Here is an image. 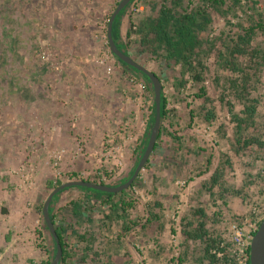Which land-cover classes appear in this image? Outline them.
Here are the masks:
<instances>
[{"label": "rangeland", "instance_id": "1", "mask_svg": "<svg viewBox=\"0 0 264 264\" xmlns=\"http://www.w3.org/2000/svg\"><path fill=\"white\" fill-rule=\"evenodd\" d=\"M151 1L157 0H134L127 7L121 16L126 23L121 40L135 62L160 77L168 108H186L188 102L195 106L200 101H192L195 88L188 75L185 74L183 85L174 89L172 81L174 76H180L179 67H167L162 60L153 58L136 36L126 37L130 15L135 20L140 18L148 10L147 2ZM118 2L0 0V205L5 210L3 225L10 228L8 233L5 227L0 229V264L45 261L53 249L41 214L47 195L59 182L68 180L121 181L127 176L124 171L128 172L133 163L132 144L137 143L144 125V135L149 129L152 97L147 84L116 61L106 38V24ZM136 3L139 9L134 10ZM237 14L242 18L241 12ZM234 21L235 18L230 17V22ZM226 28L224 20L218 18L210 26L209 36ZM261 78L258 90L252 92L253 96L261 93L257 109L264 112V73ZM66 94H87L82 105L85 116L75 111L78 108L73 102L60 99V95ZM231 103L233 112L239 111L238 100L231 96ZM214 105L216 117L207 122L196 118L198 123L193 124L196 136H192V142L200 148L195 154L197 160L205 161L210 156L209 170L204 179L193 183L189 179L198 174L201 167H191L193 165L189 166L185 159L181 173L169 168V182H165V187L172 188L173 195L169 194L162 201L168 203L165 212L147 228H142L141 223L149 215L148 204L160 202L159 195L151 192L155 170L147 172L144 169L147 163L134 184L125 189L135 200L126 216L132 222H139L132 230L121 229V221L109 215L107 203L103 205L85 197L81 203L84 215L76 217L78 223L73 224L75 216L69 214L73 209L67 204L79 198L81 192L77 189L63 192L55 199V225L62 228L69 264H145L143 251L152 250L151 239L156 234H165V244L161 247L163 250L159 248L147 259V264H228L226 260L212 258L209 248L223 241L229 252L232 248L229 225L250 217L251 208L263 198L264 182L258 186L257 179L264 177V147L237 144L236 122L232 120L229 106L217 102ZM63 106L67 107V118H62L58 111ZM48 108L51 110L47 111ZM102 115L104 122L100 126L98 122L85 125ZM123 115H126L125 122ZM82 119V127H91L93 133L101 135L98 146L88 145L89 137L84 130L80 136ZM64 122L67 128L58 130ZM91 133L88 130L89 136ZM135 135L138 136L135 138ZM250 135L264 139V117L255 121L254 127L243 126L242 139ZM200 141L206 143V147ZM129 143L131 146H127ZM166 144L160 143L150 155L169 154ZM222 146L231 147V151L225 152L220 149ZM81 153L90 154L87 160L93 161L89 168L92 171L81 170L90 163H78L76 168L80 171L74 174L69 165ZM217 161L229 163L228 171L221 173ZM215 168L217 173H213ZM214 174L216 183L211 182ZM177 180L184 183L177 184ZM196 188L201 189L198 194ZM7 194L9 201L5 199ZM8 202L26 211V223L22 221L23 225L19 226L16 216L20 213H10L5 207ZM196 208L203 210L204 218L194 211ZM197 233L199 238L195 236ZM100 237L106 241L100 240L102 245H94ZM80 238L84 243L77 242ZM109 253L115 254L113 259L107 258ZM178 257L180 262H177Z\"/></svg>", "mask_w": 264, "mask_h": 264}, {"label": "trees", "instance_id": "2", "mask_svg": "<svg viewBox=\"0 0 264 264\" xmlns=\"http://www.w3.org/2000/svg\"><path fill=\"white\" fill-rule=\"evenodd\" d=\"M133 1L131 0L117 13L111 29L116 47L125 54L128 53L126 43L119 38V21ZM146 7L148 10L140 18L135 20L130 15L126 37L136 36L139 42L145 45L147 52L153 58L165 62L167 67L178 66L180 76H174L172 86L174 89H179L186 81L185 74L188 75L195 88L192 101L196 99L200 101L195 106L189 102L186 103L188 118L179 120L177 115L174 116L176 110L167 107L161 86L160 122L153 151L164 140L169 147L171 140L176 138L180 131L178 126L192 128L193 124L198 123L197 119L206 122L214 119L217 113L214 102L229 106L232 120L236 122L234 139L237 144H241V147H250L254 144L257 147H264V139H260L259 136L250 135L245 136L244 139L241 137L243 126L254 127L255 121L264 117V112L257 109L261 93H256L253 96L252 92L258 90L264 73V0H157L156 2H147ZM238 11L242 13V18L238 17ZM230 17L235 18V21L231 23ZM218 18L224 20L227 28L214 36H209L210 26ZM110 53L112 54L111 51ZM112 56L137 80L146 82L152 97L149 129L138 148L133 150L135 156L127 176L117 183L81 178L94 183L116 186L129 178L146 146L150 125L154 120V101L152 85L146 74L119 60L113 54ZM154 74L160 80V77L156 73ZM231 96L240 103V109L237 112H233ZM206 161L207 167L199 166L201 168L197 175L209 170L212 162L210 156L206 158ZM215 167L218 169L217 166ZM216 168L213 173L218 172ZM216 181L217 175H211V182L216 183ZM59 184L61 182L57 186ZM74 188L100 194L103 197V202L107 203L110 209L109 215L121 221L122 230H132L133 226H137L139 223L132 222L126 216L128 210L134 207L135 200L125 189L118 192H106L85 186H70L59 190L48 206L49 215L62 248L59 264L69 263L67 262L68 255L62 228L55 225L53 205L58 195L65 190ZM201 211L203 210L200 209L198 212L202 215ZM156 217L157 214L150 211L149 215L145 217V221L141 223V227L147 228L148 224ZM198 225L200 227L202 223L199 222ZM44 226L47 229L45 222ZM198 234L195 236L200 237ZM48 236L53 249L48 254V258L40 264H50L55 253V241L51 235ZM205 250L208 251V246L205 247ZM211 257L214 258V256ZM180 260L181 258L178 257V262ZM107 264L109 263L107 262Z\"/></svg>", "mask_w": 264, "mask_h": 264}, {"label": "crops", "instance_id": "3", "mask_svg": "<svg viewBox=\"0 0 264 264\" xmlns=\"http://www.w3.org/2000/svg\"><path fill=\"white\" fill-rule=\"evenodd\" d=\"M125 28H126L125 18H122V19L120 18V21H119V38H120V40H121V35H122L121 32L122 31H125ZM86 96H87V94H66V95H60V99L61 100L64 99V101H66V99H67L69 103L73 102L74 106H76L78 108V109H75V111L79 112L80 113V116H83L84 114H83V111H82V105L85 104V101L84 100H85V97ZM62 104H64V103H62ZM66 108L67 107L63 106L60 109H58V111L60 112L62 118L63 117L67 118V114L68 113H67ZM46 110L47 111H50L51 108H48ZM98 110H100V108H98ZM175 110H176V112L174 113V116L177 115L178 118H179V120H185L186 118H188V114H187L188 111H187L186 108H181V107H176L175 106ZM125 116L126 115H123L122 116V121L123 122H125V118H126ZM83 121L84 120L82 119L79 122V124L81 126L80 136L81 137L83 136V130H84L86 132V137L87 136L89 137L88 139H86V142L88 143V145L91 148H93L95 146H98L100 144V142H101L100 141L101 140V135L99 134V132H94L93 133V129L91 127H90V129H86L87 126L86 127H82V123L84 124ZM96 122H98L99 123V126H100L104 122V116L103 115H102V117L101 116H98V120L97 121H96L95 118H92V120H90V122L88 121V123H85V125L92 126ZM80 126L77 129H79ZM178 127L180 128V131L177 134V137L176 138H173L171 140V144H170L169 147L168 146H165L166 147V150L168 151L167 153H169V154H165L164 156H158V155H154V154L153 155H150L149 158H148V160H147V162H146L147 164L145 165V168H144L149 173H152L153 172V169L155 170L153 172V174H154L153 175V178H155V182H154V185L151 188V192L159 195V198L158 199H159L160 202H149L147 209L150 210V211H154V212L157 211V217L156 218H159L160 215H161V212H165V210L167 208L166 205L168 203L166 204L165 201L164 202H162V201L166 197H169V194H172V188H170L168 190V188L165 187L166 183L169 182L168 169L170 168L171 170H176L175 172L178 173V174L181 173L182 171L180 172V170H181V168L183 166V163H184V160L185 159H187L189 161V166L190 165H193L191 167H194V166H197V167L198 166H201L202 168L203 167L204 168L207 167V161L205 162L202 158L200 159V161H198L197 158H196V155H195L197 153V151L199 150L198 144L196 142H192V136H196L193 131H195L196 129L194 130L193 125H192V128H190V127L183 128V125L178 126ZM66 128H67V125H66V122H64V126L62 127V125H61V127L58 130L63 129V131H64ZM145 128L146 127L144 125L143 128H142L141 133L138 134L139 136L138 135H135V138L138 136L137 137L138 138L137 143H133V144L132 143H129L127 145V146H131V144H132V149L134 151L138 148V146L141 144V142H142V140L144 138ZM88 130H91L92 131V133L90 134V136L88 134ZM97 131H100L99 127H98V130ZM161 143L162 144L165 143V140L162 141ZM200 144H202L203 147H206V143L204 144L203 141H200ZM220 149L225 150V152H227V151L230 152L231 151V147H227V146H222V147H220ZM133 150H132V153H133ZM214 150H216V148H214ZM91 151H93V150H91ZM89 156H90V154L81 153L78 157H76L73 160L74 161L73 163H70L69 168L72 169V170H74V172H75L74 174H78V172L80 171V169H77L76 168V166H77L78 163H87V164L90 163V165H88V166L86 165L85 167L81 168V170H84V168H85V170H88V173H90L92 171V169H89V168H91V164H92L93 161L92 160H89V161L87 160V159H89ZM217 163H218V165L217 164H215V165H217L219 167V171L221 173L224 172V171H226V172L228 171V169H227V165L228 164L225 165V163H222L220 161H217ZM167 164H169V166ZM126 173H127V170H125L123 174H126ZM206 173H207V171L201 173L200 175H197V174L196 175H192L191 178L189 179V182L192 181L194 183V182H198V181L204 179V175ZM230 177L233 178L232 176H230ZM260 178L261 179H259V180L257 179L258 186H261V184L264 182L263 181L264 180V177H260ZM193 186L195 188V185H193ZM75 189H77L76 190L77 192L80 191L81 194H80L79 198H76V200H70L72 202H70V204L68 203L67 205L68 206L71 205V208L73 209L72 210L73 213L71 211H69V214L70 213L71 214H74L73 216H75L74 217L75 218V223H73V224L76 225L78 223L77 220H79L76 217L81 216V215H84V212L81 209L82 198L83 197H85L86 199L92 198L93 201H100L103 204V199H102L103 197L100 194H94L92 192H88L86 190H82V189H79V188H74V190ZM69 190L70 189L65 190L63 192L64 193L65 192L67 193V191H69ZM200 191H201L200 188H198V189L196 188V193L197 194ZM193 193L195 194V191ZM60 195H58V196H60ZM9 197H10L9 194H7L5 196V199L9 201ZM70 199H73V197H70ZM3 205H5V204H3ZM196 206H198V205H196ZM5 207H8V211L10 213H12L14 211H17V212L20 213L19 216L18 215L16 216L18 218V221L17 222H18L19 226L20 225H23V222L24 221H25V223L27 222L28 215H27V213H25L26 211L23 208L22 209L21 208L19 209L18 206L16 204L14 206V204H12V202H8V205L6 204ZM199 210H200V208H198V209L196 208L194 211L197 213V211H199ZM29 211H31V210H29ZM54 211H55V207L53 205V212ZM198 214H199V216H201L200 213H198ZM3 215H5V210L0 205V229L2 227H5L4 228L5 229V232L8 233V231H9L10 228H9V225H3V222H2V216ZM202 217L204 218V215L203 214H202ZM30 226H31V224H30ZM3 235H4V233L1 234V236H3ZM24 235H25V233H24ZM28 236H30L29 233H28ZM81 238L83 239V237H81ZM81 238H80V240L78 239L77 242H79V241L81 242ZM165 238H166L165 237V234H162L161 236H158V234H156L155 237L153 236V238L151 239L153 241V243L151 242V245H153V246H151L152 247V250L149 249V251H148L147 248H146V249H144L145 252L143 251V257L145 258V261H144L145 264L148 263L147 262V259L151 258L152 255L156 254L157 253V250L159 248H161L165 244V240H166ZM100 240H103V242L106 241L105 238H101L100 237L96 241L97 243H95L94 245H96V246L102 245L103 243L99 242ZM85 241H86V243L88 242V240H85ZM109 241H112V240H109ZM118 241L121 242L120 240H118ZM122 242H124V241H122ZM6 243H7V241H6ZM81 243H84V242H81ZM154 250H155V252H154ZM160 250H163V249L161 248ZM114 256H115V254L109 253L107 255V258L108 259H113ZM177 262H178V260H177ZM149 264H150V262H149Z\"/></svg>", "mask_w": 264, "mask_h": 264}, {"label": "water", "instance_id": "4", "mask_svg": "<svg viewBox=\"0 0 264 264\" xmlns=\"http://www.w3.org/2000/svg\"><path fill=\"white\" fill-rule=\"evenodd\" d=\"M130 1L131 0H119L114 10L111 12L108 18L107 24H106V38H107L109 49L114 56H116L119 60L125 62L126 64L146 74V76L149 78L151 82L152 91H153V101H154V120L150 127L148 140H147L146 146L138 162L135 165V168L132 174L123 183L116 185V186H111L107 184L94 183V182L83 180V179L68 180V181H65L59 184L55 188H53L51 192L47 195L41 207V214H42V218L45 222V225L50 235L55 241V253L50 261V264H59L60 256L62 253V248L57 238L55 227L50 218L49 211H48V206L53 196L59 190L70 187V186H85V187L93 188V189L100 190V191H106V192H118V191L127 189L132 184L134 179L137 177L138 172L143 168L144 164L147 162L149 158V155L153 151V147H154L156 136H157L158 129H159V122H160V100H161L160 80L153 72L147 70L145 67L135 62L128 54H125L124 52L119 50L113 41L112 32H111L112 23L114 21L115 16ZM248 264H264V216L261 219L256 231L254 232L249 242Z\"/></svg>", "mask_w": 264, "mask_h": 264}, {"label": "built area", "instance_id": "5", "mask_svg": "<svg viewBox=\"0 0 264 264\" xmlns=\"http://www.w3.org/2000/svg\"><path fill=\"white\" fill-rule=\"evenodd\" d=\"M134 10L139 9L138 3L134 4ZM164 96V95H163ZM206 131V129H203ZM183 184L182 181H176ZM264 216V195L261 201L251 208L250 217L244 218L241 222H232L229 225L230 241L232 248L226 251V244L223 241L210 246L209 254L218 260H226L228 264H248V246L256 231L261 219Z\"/></svg>", "mask_w": 264, "mask_h": 264}]
</instances>
